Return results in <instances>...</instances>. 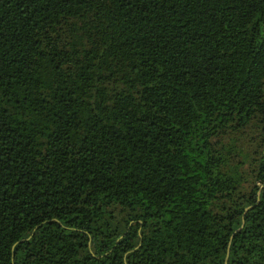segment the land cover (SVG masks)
Returning a JSON list of instances; mask_svg holds the SVG:
<instances>
[{
  "label": "trees",
  "instance_id": "obj_1",
  "mask_svg": "<svg viewBox=\"0 0 264 264\" xmlns=\"http://www.w3.org/2000/svg\"><path fill=\"white\" fill-rule=\"evenodd\" d=\"M0 264H264V0H0Z\"/></svg>",
  "mask_w": 264,
  "mask_h": 264
},
{
  "label": "rangeland",
  "instance_id": "obj_2",
  "mask_svg": "<svg viewBox=\"0 0 264 264\" xmlns=\"http://www.w3.org/2000/svg\"><path fill=\"white\" fill-rule=\"evenodd\" d=\"M227 169H228V166H227V167H225V171H226V172L228 173V175H229V173H230V172H228V171H227ZM230 175H233V176H235V177H236V175H235L234 173H230Z\"/></svg>",
  "mask_w": 264,
  "mask_h": 264
},
{
  "label": "water",
  "instance_id": "obj_3",
  "mask_svg": "<svg viewBox=\"0 0 264 264\" xmlns=\"http://www.w3.org/2000/svg\"><path fill=\"white\" fill-rule=\"evenodd\" d=\"M240 229H241V228H240ZM240 229H239V230H240ZM239 230H238V231H239ZM33 233H34V231L32 232V234H33ZM20 242H22V241H20ZM226 260H227V258L225 259V261H226Z\"/></svg>",
  "mask_w": 264,
  "mask_h": 264
}]
</instances>
